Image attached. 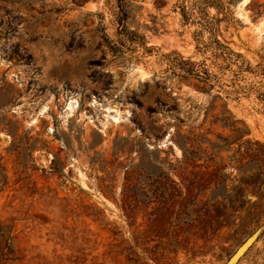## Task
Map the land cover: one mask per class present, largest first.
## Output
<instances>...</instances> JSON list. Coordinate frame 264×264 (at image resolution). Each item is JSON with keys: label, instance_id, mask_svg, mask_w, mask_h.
Masks as SVG:
<instances>
[{"label": "rangeland", "instance_id": "obj_1", "mask_svg": "<svg viewBox=\"0 0 264 264\" xmlns=\"http://www.w3.org/2000/svg\"><path fill=\"white\" fill-rule=\"evenodd\" d=\"M183 1L0 0V264H224L264 225V77L175 67ZM217 4L264 65V0Z\"/></svg>", "mask_w": 264, "mask_h": 264}, {"label": "trees", "instance_id": "obj_2", "mask_svg": "<svg viewBox=\"0 0 264 264\" xmlns=\"http://www.w3.org/2000/svg\"><path fill=\"white\" fill-rule=\"evenodd\" d=\"M217 1L184 0L180 4L179 10L183 19H189L198 24L199 36L207 31L209 37L196 46L198 52L201 53V57L197 61H192L189 58L180 59L176 60L174 66L186 76H193L211 83L218 82L219 77L225 72H230L233 80L242 78L244 72H252L264 77V65L251 71L249 62L243 58L241 53L233 51L215 36V25L220 19L214 15L211 16L208 8L213 5L219 12L220 7ZM251 87L249 86L246 91ZM260 96L264 101V93H261Z\"/></svg>", "mask_w": 264, "mask_h": 264}, {"label": "water", "instance_id": "obj_3", "mask_svg": "<svg viewBox=\"0 0 264 264\" xmlns=\"http://www.w3.org/2000/svg\"><path fill=\"white\" fill-rule=\"evenodd\" d=\"M264 231V225L256 228L247 238L235 249L224 264H236L239 259L249 250V248L258 240Z\"/></svg>", "mask_w": 264, "mask_h": 264}]
</instances>
